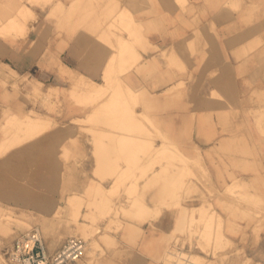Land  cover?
<instances>
[{"label": "crops", "instance_id": "crops-1", "mask_svg": "<svg viewBox=\"0 0 264 264\" xmlns=\"http://www.w3.org/2000/svg\"><path fill=\"white\" fill-rule=\"evenodd\" d=\"M117 1L122 3L119 11L125 7L134 15L133 24L143 30L141 47H135V51L142 58L141 63L145 61V67L140 70L134 67L125 76L130 79V92L137 93L145 102L131 106L135 121L123 126L131 128L143 124L147 127L149 133L145 138L150 142L145 147L147 153H141L144 148L139 140L141 135L117 133L114 141L104 143L109 141L106 135L98 133L96 139L86 131L93 128L92 124L85 122L77 127V134H65L66 138L60 143L70 156H75L68 162L69 167L58 166V150L53 155L48 171L51 179L48 189L57 191L52 193L56 199H59L60 190L75 191L67 194L71 197L75 193H83L93 183L101 184L105 189L116 188L117 176L129 174L130 178L124 179L119 188L121 191L128 188L137 190L136 196L147 211L141 208L140 218L124 219L134 226L131 231H109L108 235L119 243L109 253L123 254L114 259V264H160L156 263L154 256L165 252L171 233L177 226L178 210L169 205V191L178 188L175 182L185 174L184 171L174 174L166 167L165 161L159 163L161 152L162 156H170L165 146H175L182 154L178 155L179 158L201 159L215 188L220 186L223 189L222 177L230 185L231 175L246 183L258 178L257 189H264L263 158L258 155L252 159L231 153L235 142L249 140L250 137L249 123L244 116L249 102L244 100L251 92V81L257 73L254 63L260 57L244 53L251 42L245 37L249 26L245 21L237 20L239 12L230 7L231 0H185L187 11L178 0ZM35 9L41 15L47 13L41 7ZM263 21L264 18L259 17V24ZM33 25L34 30L29 33L33 43L26 39L13 41L0 37V64L10 65L19 75L30 73L45 86L50 85L56 90V87L67 89L70 86V79L64 78L59 69L61 63L75 74L101 85L107 71L110 77H114L121 67L115 65L114 70L109 69V63L117 52L105 43L92 42L87 35L63 34L58 37L53 32L55 23H47L42 17ZM124 40L128 41L127 37ZM112 43L117 46L118 39ZM166 55L180 61L185 69L170 67ZM262 72L256 76V85L261 89L264 87ZM180 82L185 84L180 86ZM106 106L105 101L90 105L65 104L62 115L47 111L40 104L34 108L50 119L72 126L77 119L86 121L97 114L106 115ZM2 109L0 99V115ZM26 109L29 110L30 106L17 110L24 114ZM142 115L148 116L155 128ZM113 120L115 118H111L109 112L106 118L108 127L99 126L97 130L112 131L109 127L116 125ZM46 136L52 144L54 135L49 133ZM73 137L77 139L76 145L71 144ZM253 138L262 140L255 129ZM124 141L127 142L122 144ZM128 141H135V144ZM190 170L197 173L195 167ZM190 181L187 180L186 188ZM194 184L199 192L194 193L193 202L199 207L203 203L201 193H206L207 197L209 193L203 182ZM223 202L232 205L233 199L228 197ZM217 209L227 219L228 213L219 206ZM54 216L53 212L45 215L50 220ZM84 223L90 232V220ZM238 223L243 225L245 222L238 220ZM71 230L72 226L61 232L67 236L65 240L70 237ZM252 237H249L247 247H253ZM260 237L257 247L264 249V232ZM51 239L45 238L49 250L54 252L58 248L53 249L55 243ZM236 260L233 256L224 264L244 262L243 259Z\"/></svg>", "mask_w": 264, "mask_h": 264}, {"label": "rangeland", "instance_id": "rangeland-1", "mask_svg": "<svg viewBox=\"0 0 264 264\" xmlns=\"http://www.w3.org/2000/svg\"><path fill=\"white\" fill-rule=\"evenodd\" d=\"M178 1L187 11L186 1ZM121 4L117 0H0V37L13 41L26 39L28 43H33L29 33L34 30L33 24L42 17L47 23H55L53 32L58 37L63 34L87 35L92 42L109 45L117 52L109 63V69L114 70L115 65H121L114 77H110L107 71L103 85H93L91 79L75 74L61 63L59 69L64 78L70 79V86L54 90L30 73L19 75L10 65L0 64V99L3 105L0 115V253L11 246L16 236L33 226H39L45 238H52L55 243L53 249L59 248L67 237L61 232L72 226L69 235L87 241L83 257L77 264H114L117 256H123L109 253L119 243L108 234L110 230L131 231L134 226L124 219H137L142 215L137 190L128 188L121 191L119 188L130 178L129 174L117 176L116 188L105 189L101 184L93 183L83 193H75L71 197L67 194L75 191L60 190L59 199H56L52 193L57 191L48 189L51 181L48 171L53 155L58 150V166L69 167L68 162L75 156H70L60 143L66 138L65 134H77V127L85 122L92 124L93 128L86 131L93 137L96 138L98 133L106 135L109 141L104 139V143L114 141L117 133L139 134L142 136L139 140L144 145L141 153H147L145 147L150 144L145 138L149 133L147 127L143 124L141 127L123 126L135 121L131 106L145 102L139 98L140 95L130 92V79L125 74L134 67L143 69L145 61L141 63L142 58L135 51V47H141L143 30L133 24L134 15L125 7L119 11ZM229 5L239 12L237 20L245 21L249 26L245 37L251 42L244 53L259 55L260 60L254 64L258 75L263 71L264 80V21L259 24V17L264 18V0H231ZM36 7L47 10V13H36ZM125 37L128 41L124 40ZM115 39H118L117 46L112 43ZM166 57L170 67L185 69L173 56ZM257 73L251 81V92L244 100L249 102L244 116L249 123L250 137L249 140L235 142L231 153L252 159L259 155L264 161V87L261 89L256 85ZM184 84L179 83L180 86ZM100 101L107 103L106 115L97 114L86 121L77 119L74 128L61 120L50 119L34 108V105L40 104L47 111L62 115L65 104L90 105ZM27 106L30 109H26L24 114L22 110H17H24ZM109 112L116 125L109 127L112 131L99 132V126H107ZM142 118L155 128L148 116L142 115ZM254 129L262 140L253 138ZM49 133L54 135L52 144L45 137ZM72 139L71 144L76 145L77 139ZM130 143L135 144V141ZM164 148L170 156H162L161 152L159 163L165 161L166 167L174 174L181 171L185 174L175 182L178 188L169 191V205L178 210L177 226L171 233L165 252L154 256L156 263L224 264L235 256L236 261L243 259V264H264V249L257 247L260 234L264 232V189L256 187L260 179H251L246 183L230 175L232 181L229 185L221 176L223 189L220 186L215 188L201 159L179 158L178 155L182 154L175 146ZM60 150L63 152L60 153ZM194 167L196 174L190 170ZM188 179L191 181L186 188ZM196 181L203 182L209 193L208 197L206 193H201L203 203L199 207L193 202L194 193L199 192L195 188ZM228 197L233 199L232 205L223 202ZM217 206L228 213L227 219L223 218ZM142 209L147 211L146 206ZM52 212L55 215L53 220L45 217ZM87 220H90V232L84 223ZM105 220L108 221L104 226ZM238 220L245 223L242 225ZM79 227L85 235L78 231ZM238 235L241 237L237 238ZM250 236H253L250 240L253 247H247Z\"/></svg>", "mask_w": 264, "mask_h": 264}, {"label": "built area", "instance_id": "built-area-1", "mask_svg": "<svg viewBox=\"0 0 264 264\" xmlns=\"http://www.w3.org/2000/svg\"><path fill=\"white\" fill-rule=\"evenodd\" d=\"M87 241L70 236L56 251L49 250L42 230L33 226L16 236L10 247L0 253L2 264H76L82 259Z\"/></svg>", "mask_w": 264, "mask_h": 264}, {"label": "bare ground", "instance_id": "bare-ground-1", "mask_svg": "<svg viewBox=\"0 0 264 264\" xmlns=\"http://www.w3.org/2000/svg\"><path fill=\"white\" fill-rule=\"evenodd\" d=\"M94 83H96V82L92 81V83H91V84H93V85H94ZM74 127H76V126H75V125H72V126H71V128H74ZM78 231H79V232H81L82 234H84V235H85V233H84L83 229H81L80 227H79Z\"/></svg>", "mask_w": 264, "mask_h": 264}]
</instances>
